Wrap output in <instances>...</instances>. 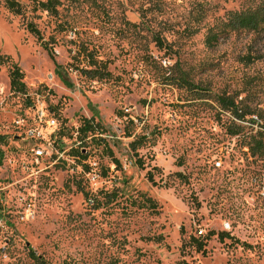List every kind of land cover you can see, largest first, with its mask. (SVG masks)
Wrapping results in <instances>:
<instances>
[{"label":"rangeland","instance_id":"obj_1","mask_svg":"<svg viewBox=\"0 0 264 264\" xmlns=\"http://www.w3.org/2000/svg\"><path fill=\"white\" fill-rule=\"evenodd\" d=\"M15 1L0 55L28 100L0 64V264H264V28L205 42L249 0ZM30 130L60 158L35 160Z\"/></svg>","mask_w":264,"mask_h":264},{"label":"trees","instance_id":"obj_2","mask_svg":"<svg viewBox=\"0 0 264 264\" xmlns=\"http://www.w3.org/2000/svg\"><path fill=\"white\" fill-rule=\"evenodd\" d=\"M55 0H47L45 2L39 3L42 9L48 10L50 12H54ZM4 6L14 14H21L22 8L18 2L15 0H5ZM224 29H219L216 33H210L206 36L205 42L208 45H212L213 42L217 40V38L226 32V29H246V30H259L264 28V0H249L244 8L239 10L230 11L226 14L225 19L221 23ZM27 30L35 36H38V29L33 25V23L28 22L26 24ZM157 42L159 41L156 39ZM251 59L246 57V62H249ZM10 62V58L7 55H0V64H5ZM10 69L8 72L9 78V88L11 91L23 95L27 98V90L26 86L23 82V72L19 69V67L10 62ZM85 73L89 74L90 77H107L108 73L99 69H85ZM180 80L183 84L189 86V88H199L195 85H191L186 79L180 77ZM198 91V90H197ZM215 99L219 104L221 110L228 112L232 118L237 120H245V117L250 114V112L243 108L239 107L238 104L234 101V99L225 94H216ZM100 126L98 122H94L91 118H83L80 125L75 129L76 138L80 140H84L86 137L90 136L91 139H95V134L99 133ZM99 140V138H98ZM6 141V137L4 135H0V144H4ZM254 145V143H253ZM252 145V146H253ZM258 149H262L263 143L258 140L257 141ZM251 148V147H250ZM1 152V151H0ZM75 153L79 154V157L85 159L86 155L82 153V151H78L75 149ZM88 203L92 202L90 197L87 199ZM197 242L198 239L193 238ZM30 257L34 259L36 262H41V258L38 255H35L32 251H30Z\"/></svg>","mask_w":264,"mask_h":264},{"label":"built area","instance_id":"obj_3","mask_svg":"<svg viewBox=\"0 0 264 264\" xmlns=\"http://www.w3.org/2000/svg\"><path fill=\"white\" fill-rule=\"evenodd\" d=\"M41 118H42V114L38 116L39 120H41ZM49 122L50 124L55 125L54 119H50ZM28 135L30 136V139L35 138L38 141V143L35 142L30 147L32 156L35 160L46 155L49 156L50 158L55 157L59 159L60 156L62 155V151L60 152L61 149L56 150L50 147V145L52 146V143L53 144L56 143L55 139L53 140V142H51L50 137H44L40 131L35 132L34 130H30Z\"/></svg>","mask_w":264,"mask_h":264}]
</instances>
